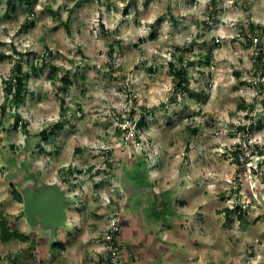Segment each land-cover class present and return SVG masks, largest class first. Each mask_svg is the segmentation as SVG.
I'll return each instance as SVG.
<instances>
[{"label": "rangeland", "instance_id": "1", "mask_svg": "<svg viewBox=\"0 0 264 264\" xmlns=\"http://www.w3.org/2000/svg\"><path fill=\"white\" fill-rule=\"evenodd\" d=\"M19 60L39 75L1 114ZM112 216L163 264H264V0H0V225L82 254Z\"/></svg>", "mask_w": 264, "mask_h": 264}, {"label": "crops", "instance_id": "2", "mask_svg": "<svg viewBox=\"0 0 264 264\" xmlns=\"http://www.w3.org/2000/svg\"><path fill=\"white\" fill-rule=\"evenodd\" d=\"M74 223L77 225V222ZM23 233L30 236L28 241L22 242L16 239L0 241V264H32L34 256L39 257L42 263L45 264H101L100 255L103 251V246L100 242L101 234L97 235L96 244L90 241L93 244H90L86 253L77 254L78 244H76L77 246L74 250L70 247L67 248L62 236L57 233L49 236L48 234H43V230L38 228L29 234L25 231ZM123 239L124 244L120 253L119 264H163V261L161 262L163 256H159L160 254L157 253L156 249L151 248L153 245L147 247L146 244L145 247L137 233L131 234L128 232V235L123 236ZM80 242L82 243V241ZM54 243L65 244L64 247H66L61 249ZM83 243L85 244L86 242ZM4 244H12L14 246L5 247L8 245ZM66 251L70 254L69 256H67ZM65 252L66 254H64ZM63 255H65V258L62 257Z\"/></svg>", "mask_w": 264, "mask_h": 264}, {"label": "trees", "instance_id": "3", "mask_svg": "<svg viewBox=\"0 0 264 264\" xmlns=\"http://www.w3.org/2000/svg\"><path fill=\"white\" fill-rule=\"evenodd\" d=\"M20 3L22 2H25L26 4H29L31 0H16ZM6 4L7 6H10L11 4V0H6ZM16 6H12L11 9H15ZM8 10V9H7ZM258 29H261L260 26H253V25H250V31L251 32H254L255 30H258ZM251 41V40H250ZM260 55L262 52H259ZM2 57V56H1ZM183 61H184V57L183 55H179L177 57V62H178V66H175L176 64H174L173 62H170L169 66H170V69L172 70V74L173 76L177 79V84H176V88L180 91H188V88H187V78H186V70L183 66ZM262 65V64H261ZM51 68L54 69V67L51 66ZM39 70L36 68V65L32 62L31 65H30V68H29V71L28 72H23V68L20 64V60L19 62L17 63V65L15 66V68L12 69V72L9 76V78L6 80L5 82V88H4V95H5V104L2 105L1 107V114H3L5 112V109H6V104H8L9 108H15V111H17V109L22 106L26 100V96L24 94V92L26 91L27 89V85H26V81L28 80V77L29 75H31L29 72L33 73V75H39ZM61 81L63 83V86H62V90L64 92H66L68 90V84L70 83L69 80L67 79L66 76H62L61 77ZM9 97H10V100H9ZM173 102H176V99L173 98L172 99ZM63 104V103H62ZM155 113V108L153 107L151 110H147V114L143 113L142 115L139 116V119L136 121V126L137 127H142V126H145V121H146V116L147 115H150L151 117L154 115ZM20 121V117L19 115L15 112V118H14V122L15 123H18ZM20 124L22 126H25V122H21L20 121ZM251 124H249V126L247 127L248 130H251ZM62 127V123L61 122H56L53 126H52V129L48 130V129H44L42 130L38 136L40 138L39 140V143H38V147L40 148V150H44V147L41 146V142H45L47 143V138H46V132L47 131H51V130H58ZM240 130H244L245 129V126H240L239 127ZM197 130L194 129L192 130V133H196ZM108 165H112L111 163H107ZM30 190V187L28 185V183L26 184V188H25V191H29ZM18 199L21 200L20 197H18ZM44 201V195L43 194H40L39 195V198L38 200H35L31 205L34 207V206H37L39 205L40 203H42ZM242 212L243 210L241 209L240 206H234L232 207L231 209L229 208H226L224 210V213L227 215V216H230L231 214H234V215H237L239 218L241 217L242 215ZM0 229H1V234H0V238L2 241H6L8 239H16V240H19V241H22V242H25V241H28L30 236L27 235V234H21V233H18L17 231L13 230V231H10L8 230V228L6 227V224L4 223V221L2 220L1 221V225H0ZM55 245H58L59 248L63 249L64 248V245L60 244V243H54ZM41 261V260H40ZM42 262V261H41ZM42 264H45V263H42Z\"/></svg>", "mask_w": 264, "mask_h": 264}, {"label": "built area", "instance_id": "4", "mask_svg": "<svg viewBox=\"0 0 264 264\" xmlns=\"http://www.w3.org/2000/svg\"><path fill=\"white\" fill-rule=\"evenodd\" d=\"M120 221L117 216L107 220L105 234L101 238L103 252L100 255L101 264H119L123 245L119 241ZM32 264H42L39 257L34 256Z\"/></svg>", "mask_w": 264, "mask_h": 264}, {"label": "water", "instance_id": "5", "mask_svg": "<svg viewBox=\"0 0 264 264\" xmlns=\"http://www.w3.org/2000/svg\"><path fill=\"white\" fill-rule=\"evenodd\" d=\"M49 192L51 193L50 190H49ZM44 202L45 203L47 202L46 201V196H44ZM44 202H42L41 204L44 205L45 204ZM50 203L53 204L52 207H54V208L52 209L51 204H50L49 209L47 211L45 210L44 212H42V214H41L42 217L43 218H46L49 221H53V222L54 221L55 222H60L61 221V218L64 220L65 219V216L63 214L61 200H59V199L51 200ZM53 213L56 215V219H55V215Z\"/></svg>", "mask_w": 264, "mask_h": 264}, {"label": "flooded vegetation", "instance_id": "6", "mask_svg": "<svg viewBox=\"0 0 264 264\" xmlns=\"http://www.w3.org/2000/svg\"><path fill=\"white\" fill-rule=\"evenodd\" d=\"M44 202V201H43ZM45 203V202H44ZM42 204L40 203L39 206H41Z\"/></svg>", "mask_w": 264, "mask_h": 264}]
</instances>
